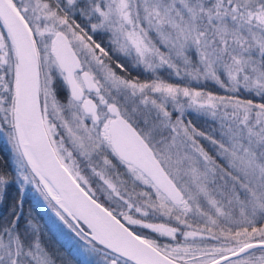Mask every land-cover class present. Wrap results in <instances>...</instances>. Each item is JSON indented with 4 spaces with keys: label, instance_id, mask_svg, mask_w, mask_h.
I'll return each mask as SVG.
<instances>
[{
    "label": "rangeland",
    "instance_id": "obj_1",
    "mask_svg": "<svg viewBox=\"0 0 264 264\" xmlns=\"http://www.w3.org/2000/svg\"><path fill=\"white\" fill-rule=\"evenodd\" d=\"M54 1L13 4L36 43L47 129L59 135L74 176L178 260L207 264L264 240V0ZM83 6L86 13L79 10ZM58 32L68 36L95 77L102 107L116 105L142 132L183 193L184 207L136 166L123 162L116 170L105 158L110 146L102 127L113 117L105 112L93 123L62 92L67 85L53 54ZM108 53L134 60L146 80L129 79ZM16 81L15 50L0 21V146L11 163L10 177L0 169V264H71L35 246L30 233L38 231L34 217L40 216L62 240L76 241V264H128L92 238L79 243L72 231L80 232L79 224L88 229L49 197L28 168L7 99ZM193 114L216 129L199 130ZM68 145L77 157L67 153ZM262 256L224 264H264Z\"/></svg>",
    "mask_w": 264,
    "mask_h": 264
},
{
    "label": "water",
    "instance_id": "obj_2",
    "mask_svg": "<svg viewBox=\"0 0 264 264\" xmlns=\"http://www.w3.org/2000/svg\"><path fill=\"white\" fill-rule=\"evenodd\" d=\"M0 21L13 44L17 62L14 101V131L24 161L44 191L69 215L78 219L89 236L100 245L132 264H187L177 261L135 234L124 222L93 198L59 159L47 132L41 105L38 52L33 33L11 0H0ZM53 54L75 101L93 123H98L94 100H83L85 89L98 94L100 89L82 62L68 36L58 32L53 38ZM112 119L103 127L104 139L111 142L116 155L145 173L172 203L184 207L183 193L157 159L153 149L122 114L119 107H109ZM49 186L56 192L51 194ZM264 249V243H252L208 264H224L249 250Z\"/></svg>",
    "mask_w": 264,
    "mask_h": 264
},
{
    "label": "flooded vegetation",
    "instance_id": "obj_3",
    "mask_svg": "<svg viewBox=\"0 0 264 264\" xmlns=\"http://www.w3.org/2000/svg\"><path fill=\"white\" fill-rule=\"evenodd\" d=\"M79 10H82L84 11L85 13L89 10V7L88 6H83L81 7ZM74 48V47H73ZM75 49V48H74ZM76 51V50H75ZM77 53V52H76ZM78 55V53H77ZM79 56V55H78ZM80 58V56H79ZM81 60V58H80ZM82 62V61H81ZM83 67V65H82ZM83 70L87 71L86 69L83 68ZM89 72V71H88ZM94 81L96 82L97 84V81L95 80V77L93 76V74L91 72H89ZM77 79L81 85V87L83 88V91H84V95H83V100H88V99H91V100H94L97 104V107H98V115L100 117V120L102 118V116L104 117V113L105 112H109V107L108 106L107 108H104L102 107V105L97 101V99L95 98V96L97 94L95 93H92V92H89L85 89L82 81H81V77H80V73L77 74ZM98 85V84H97ZM99 87V86H98ZM68 88V87H67ZM100 89V88H99ZM69 90V89H68ZM100 93V92H99ZM98 93V94H99ZM69 98H71L74 102L78 103L81 105L82 107V101H75L70 92H69ZM111 115V114H110ZM112 116V115H111ZM44 118V116H43ZM90 118V117H89ZM91 119V118H90ZM45 122V120H44ZM100 122V121H99ZM98 122V123H99ZM105 124V123H104ZM45 126H46V123H45ZM46 129H47V126H46ZM47 132L49 134V137H50V140L52 142V145L59 157V159L62 161V163L66 166L67 165V162L66 160L62 157L61 155V151L59 149V140H58V136L59 135H55V136H52L51 133L49 132V130L47 129ZM102 138L104 137V133H103V130H102ZM103 140L110 146L108 149L112 150V153L114 155H116V153L114 152L113 148H112V145H111V142L108 141V140H105L103 138ZM69 146V145H68ZM68 150L67 153H70L72 152V155L75 157V152H74V149L71 148L70 146L67 148ZM107 149V148H106ZM66 153V152H65ZM117 156V155H116ZM118 157V156H117ZM67 169L72 173V171L70 170V168L68 166H66ZM33 218V217H32ZM20 220L21 219H28V218H24V217H20L19 218ZM34 221H36V228L35 229H38V231L36 232H33V233H30L32 234V239L33 241L35 242V246H39L44 252H48V253H51L53 255H57V254H61L63 255L64 258L68 259L69 262H71V264H76V257H75V250H76V241L74 239H70L68 238V240H62L57 233H55L52 229L51 226H49V224L45 221L44 217L43 216H40V217H34ZM61 220H63L62 218H60ZM256 223H259L261 225V222H256ZM78 229L80 232H75V231H72L73 232V235L76 236L77 240L79 243H91V237L89 236V232H87L85 230V228H83L80 224L78 225ZM40 230V231H39ZM78 233H81L83 236L79 235ZM29 234V233H28ZM72 240V241H71ZM264 243V240H256V241H253V242H250L246 245H249V244H252V243ZM95 246H98L94 243ZM244 245V246H246ZM244 246H242L241 248H243ZM99 247V246H98ZM100 249H102L101 247H99ZM240 248V249H241ZM238 249V250H240ZM106 254H110V255H113L114 257L116 258H119V259H122L120 258L119 256L115 255L114 253H112L111 251H108L107 249H102ZM236 250V251H238ZM235 251V252H236ZM234 253V252H233ZM263 253H264V249H261V248H257V249H252V250H249L247 253H245L244 255L240 256L239 258L243 257V256H247V255H251V254H254V258L252 259V261H256L257 259L260 260V258H263ZM238 259V258H236ZM213 262V261H212ZM211 263V262H210ZM112 264H116V261H112ZM208 264V263H207ZM248 264H252V262L248 263Z\"/></svg>",
    "mask_w": 264,
    "mask_h": 264
},
{
    "label": "trees",
    "instance_id": "obj_4",
    "mask_svg": "<svg viewBox=\"0 0 264 264\" xmlns=\"http://www.w3.org/2000/svg\"><path fill=\"white\" fill-rule=\"evenodd\" d=\"M14 3V0H11ZM49 1L53 6L55 1L54 0H47ZM15 5V4H14ZM17 7V6H16ZM18 9V8H17ZM19 10V9H18ZM107 52H110V49L107 50ZM109 54V58L111 59L112 64H114L115 66H117V69L122 68L124 71V74H126L128 76L129 79L131 80H142L145 81L146 78L142 77V75H138V69H136L135 66V62L134 60L127 58V57H119V56H115V54ZM111 55H113L112 57H110ZM113 58V59H112ZM166 74V73H165ZM158 78H160V76H158ZM161 79V78H160ZM63 93H66L67 96H69V90L68 88H66L65 90L62 91ZM8 104L9 107H14V101H15V88H12V90H8ZM264 100V99H263ZM192 120L193 122L196 124V127L199 130L205 131L207 133H211L212 131H214L216 129V124L211 122L210 120H207L204 117H201L199 115H195L193 114L192 116ZM13 120H14V108H13ZM14 125V124H13ZM135 128L137 129V131L141 134L142 132L135 126ZM103 155L105 156V158L110 159L112 166H114L115 168H117L116 170H118L121 166V164H123L124 161H122L119 157H117L116 155H114L112 153V150L109 151V149H105L103 151ZM77 157V156H75ZM126 163V162H124ZM0 169L2 170V173L7 174V178L10 177L9 171H11V163H10V158L8 157L7 153H5V151L2 149V147L0 146ZM83 167H85V162H83ZM8 169V170H7ZM1 173V175H2ZM74 176V174H72ZM75 177V176H74ZM75 179L78 181V183L93 197L95 198L99 203H101L103 206H105L109 211H111L117 218H119L122 222H124L135 234H137L138 236H140L141 238H143L144 240L148 241L149 243H151L152 245H154L157 249H159L160 251H162L163 253H165L166 255H168L169 257L177 260V261H181L178 260L176 258H174L168 251H166L164 248H162L159 244H157L156 242L150 240L147 236L141 234L139 231H137L134 227L130 226L129 224H127L123 218L117 213L115 212L106 202H104L103 200H101L100 198H97L92 192H90L89 190H87L85 188V186L75 177ZM93 243H95L96 245H98L99 247H101L102 249H106L105 247H103L102 245H100L99 243L93 241ZM108 250V249H107ZM110 251V250H108ZM124 262L128 263V264H132L124 259H121ZM184 262V261H181ZM187 264H191L188 262H184Z\"/></svg>",
    "mask_w": 264,
    "mask_h": 264
}]
</instances>
